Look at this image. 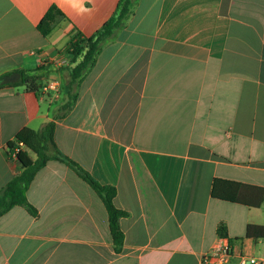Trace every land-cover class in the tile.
<instances>
[{"label":"crops","instance_id":"1","mask_svg":"<svg viewBox=\"0 0 264 264\" xmlns=\"http://www.w3.org/2000/svg\"><path fill=\"white\" fill-rule=\"evenodd\" d=\"M118 1L0 0V78L44 67L42 84H60L0 87V191L21 172L9 143L35 160L38 130L60 113L70 35H92ZM53 5L64 18L44 36ZM55 122L60 150L117 188L123 249L98 192L50 160L27 190L38 216H0V264H199L221 223L236 253L264 258V238L246 235L264 202L212 196L215 178L264 187V0H138Z\"/></svg>","mask_w":264,"mask_h":264},{"label":"trees","instance_id":"2","mask_svg":"<svg viewBox=\"0 0 264 264\" xmlns=\"http://www.w3.org/2000/svg\"><path fill=\"white\" fill-rule=\"evenodd\" d=\"M137 3L138 0H119L114 13L92 35H85L78 30L70 35L68 51L73 57L66 66L67 74L62 90V103L60 105V113H58L56 118L64 117L71 111L78 97L82 80L96 64L98 55L105 44L114 38L116 32L123 28L134 14ZM59 18H64L63 12L57 6H51L37 25L38 30L44 36H48L52 32L53 24ZM44 70V67L28 70L20 69L19 71L22 74L20 81L1 84L0 87L25 84L27 91L39 94L44 87L41 82ZM56 118L45 122L38 130L37 136L41 146L35 160L31 159L22 149L15 152L16 144L9 143L10 153L16 157L21 172L15 175L0 191V216L8 212L12 207L19 205L37 217L39 214L38 209L29 202L27 190L38 171L48 161L58 160L75 170L101 196L109 213L114 248L117 252H120L123 249L125 239L120 220L128 215V212L114 203L117 188L113 185L100 183L80 164L60 150L55 140ZM212 196L224 201L259 207L264 202V187L215 178L212 186ZM218 234L222 237L226 236L227 228L224 223L218 226ZM246 235L255 239L264 238V225L248 224Z\"/></svg>","mask_w":264,"mask_h":264},{"label":"built area","instance_id":"3","mask_svg":"<svg viewBox=\"0 0 264 264\" xmlns=\"http://www.w3.org/2000/svg\"><path fill=\"white\" fill-rule=\"evenodd\" d=\"M43 90L58 93L60 84L56 80H51L44 85ZM22 145V142H18L15 152L19 151ZM199 264H264V258L238 254L230 243L220 236L211 248L201 255Z\"/></svg>","mask_w":264,"mask_h":264},{"label":"water","instance_id":"4","mask_svg":"<svg viewBox=\"0 0 264 264\" xmlns=\"http://www.w3.org/2000/svg\"><path fill=\"white\" fill-rule=\"evenodd\" d=\"M22 74L18 71L12 72L11 74L5 75L0 78V85L8 82H18L21 80Z\"/></svg>","mask_w":264,"mask_h":264}]
</instances>
